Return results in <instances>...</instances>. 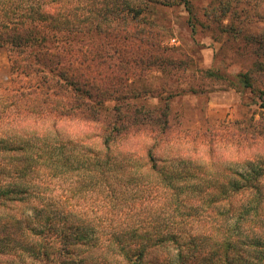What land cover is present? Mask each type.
Returning a JSON list of instances; mask_svg holds the SVG:
<instances>
[{"label":"trees","instance_id":"1","mask_svg":"<svg viewBox=\"0 0 264 264\" xmlns=\"http://www.w3.org/2000/svg\"><path fill=\"white\" fill-rule=\"evenodd\" d=\"M238 1L216 14L231 15ZM114 2L0 0L11 75L0 86V264H264V162L238 158L264 144V118L233 133L196 132L191 142L208 146L205 159L178 164L177 149L166 151L171 161L158 156L182 141L169 139L167 106L114 98L138 61L121 48L125 36L115 37L114 61L107 59L108 37L129 33L124 24L143 13ZM261 73L256 60L236 82L252 88ZM72 120L86 130L63 128ZM141 128L149 147L137 153ZM214 141L234 145L236 162L213 157Z\"/></svg>","mask_w":264,"mask_h":264},{"label":"rangeland","instance_id":"2","mask_svg":"<svg viewBox=\"0 0 264 264\" xmlns=\"http://www.w3.org/2000/svg\"><path fill=\"white\" fill-rule=\"evenodd\" d=\"M110 1L143 9L138 21L124 24L129 26V33L122 34V29H118L109 35L112 44L108 46L105 56L114 61L115 37L125 36L119 39L121 48L126 47L127 58L132 65L135 59L139 66L134 68V78H129L123 84L125 89L114 98L122 99L124 94V104L139 102L159 110L167 106L169 139L182 143L179 147L176 146L177 142L172 144L174 146L163 145L158 156L171 161L175 154L166 151L175 153L172 151L177 149L181 152L176 161L178 164H189L198 156L205 159L208 146L191 142L196 132L210 136L218 129L227 127L233 129V133L241 130L247 119L258 121L264 118V109L258 100V92L264 90V74H257L252 88H243L236 82V76L246 73L256 60L264 62V57L257 58V42L264 45V0H239L232 4L233 13L225 17L216 13L227 0H188V8L183 0ZM230 25L235 29L231 33L226 31ZM115 33L118 35L113 36ZM97 44L95 41L94 46ZM207 71L225 76L231 82L207 77ZM10 79L7 52L0 49V86L9 85ZM106 81L109 83L108 78ZM63 124V128L70 127L71 131L86 130L79 120ZM86 127L91 133L96 131L93 125ZM131 134L126 137L130 145L136 141ZM138 135L142 136V144L137 151L140 153L149 147L143 138L148 136V132L141 128ZM215 142L211 145L215 153L213 157L224 154L226 161L236 162L235 156L238 155L234 145H217ZM240 153L238 158L250 154L253 164L264 162V144H252L248 150L242 149ZM160 254L163 257L162 252L157 255Z\"/></svg>","mask_w":264,"mask_h":264}]
</instances>
